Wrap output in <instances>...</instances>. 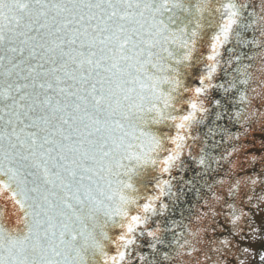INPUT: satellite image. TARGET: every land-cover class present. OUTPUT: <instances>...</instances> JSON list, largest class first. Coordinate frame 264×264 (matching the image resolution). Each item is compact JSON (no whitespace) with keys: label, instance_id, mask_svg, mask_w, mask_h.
I'll return each mask as SVG.
<instances>
[{"label":"snow or ice","instance_id":"snow-or-ice-1","mask_svg":"<svg viewBox=\"0 0 264 264\" xmlns=\"http://www.w3.org/2000/svg\"><path fill=\"white\" fill-rule=\"evenodd\" d=\"M0 264H264V0H0Z\"/></svg>","mask_w":264,"mask_h":264}]
</instances>
